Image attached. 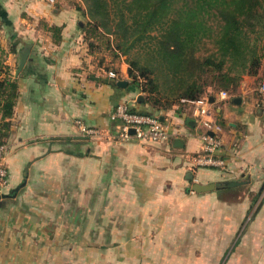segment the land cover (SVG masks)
<instances>
[{"label": "crops", "instance_id": "obj_1", "mask_svg": "<svg viewBox=\"0 0 264 264\" xmlns=\"http://www.w3.org/2000/svg\"><path fill=\"white\" fill-rule=\"evenodd\" d=\"M51 2L0 0L8 22L0 27V48L8 51L9 40L4 66L18 86L5 140L10 187L0 200V264H50L57 252L76 259L88 242L87 255L96 261L121 262L133 243L157 237L181 218L200 225L205 238H238L235 257L242 264H264V96L257 77L245 76L230 99L215 104L226 168H196L192 158L203 143L192 108L153 112L126 62L100 65L78 13L54 8L51 15ZM41 22L62 27L60 43ZM121 103L159 117L169 140H119L111 114ZM77 120L103 136H81ZM196 185L215 189L198 193Z\"/></svg>", "mask_w": 264, "mask_h": 264}, {"label": "trees", "instance_id": "obj_2", "mask_svg": "<svg viewBox=\"0 0 264 264\" xmlns=\"http://www.w3.org/2000/svg\"><path fill=\"white\" fill-rule=\"evenodd\" d=\"M82 1L90 20L83 28L90 50L103 55L97 40L113 37L114 42L107 39V48L118 53H112L114 58L128 57L129 77L145 94L143 104L155 113L172 109L182 99L200 98L214 83L234 94L244 76H257L262 68L264 0ZM0 17L7 26L4 11L0 10ZM43 26L55 43L61 42L62 27ZM207 44L215 51L199 55ZM135 50L141 54L133 57ZM106 57H99L100 65L107 63ZM2 68H6L4 61L0 64V142L5 143L18 86L8 67L1 75Z\"/></svg>", "mask_w": 264, "mask_h": 264}, {"label": "rangeland", "instance_id": "obj_3", "mask_svg": "<svg viewBox=\"0 0 264 264\" xmlns=\"http://www.w3.org/2000/svg\"><path fill=\"white\" fill-rule=\"evenodd\" d=\"M51 8L50 13L51 15L54 14L53 10L56 9H63L68 12H77L78 13V20L80 23H83V26L79 25L80 27H88L89 26V18L85 15V5L82 0H51ZM78 10V8H80ZM2 23V22H1ZM42 23V22H41ZM42 25V24H41ZM3 27L4 24H0V27ZM45 28V27H44ZM4 34L0 33V44L1 40L3 39ZM9 38V37H8ZM7 38V39H8ZM107 39L110 38L112 42H114L113 37H106ZM97 39V38H95ZM107 39H98L97 42L100 45H103L102 54L99 55L100 58L102 56H107L106 60H114L115 64H119L122 62H128V57L120 56L117 57L114 54H118L112 49L107 48ZM6 42V48L8 51L4 50L3 52L0 51V64L2 61H5L6 57L11 51V47L9 44V40ZM1 50V49H0ZM215 51L211 44H207L203 46L202 50L200 51L199 55H207L209 52ZM137 54H141V52H137L136 50L133 51L131 56L135 57ZM17 58L20 59V54H16ZM115 65V66H116ZM129 66V65H128ZM264 72V61L260 73ZM259 73V75H260ZM256 79V85L258 86L260 82L263 80L264 77L260 79L258 76ZM245 77V76H244ZM243 77V79H244ZM251 77V76H250ZM212 87H216V84H212ZM217 88V87H216ZM181 100L177 102L175 105H179ZM174 107V106H173ZM172 107V108H173ZM261 199L259 200V202ZM166 229V230H165ZM160 228V232L157 237L154 236H147V241L138 244L133 243L130 248V253L126 259L123 261H117L115 259H98L96 261L95 258L90 257L89 252L86 246H89L90 243H84V252L80 258L72 259V258H65L63 254L60 255L58 252L55 253L54 259L50 260V264H242V261L237 259L235 256L238 253L239 244H237L238 238H225L224 241H219L218 236H209L207 238L204 237L203 229L200 225L197 226L195 223L191 225L185 219L181 218L178 226H171L168 228ZM216 228L214 229V231ZM213 231V229H212ZM67 254V253H66ZM60 256V257H59ZM34 264H48V260L43 259H35L33 260Z\"/></svg>", "mask_w": 264, "mask_h": 264}, {"label": "built area", "instance_id": "obj_4", "mask_svg": "<svg viewBox=\"0 0 264 264\" xmlns=\"http://www.w3.org/2000/svg\"><path fill=\"white\" fill-rule=\"evenodd\" d=\"M109 76L114 79L113 72ZM258 92L264 96V78L260 82ZM231 98L230 92L216 87L208 86L203 95L198 99H182L177 108L191 107L198 119L201 133L200 140L203 143L202 152L192 158L193 165L201 169L223 170L226 161L219 156L223 147V139L220 135L221 127L215 119V104L218 101H226ZM129 103L119 104L111 119L119 123L118 139L123 142L139 141L145 143H165L170 138L169 126L164 124L159 117L137 113L132 110ZM78 132L83 137L99 138L103 136L102 130L86 125L82 120L76 121ZM132 130L135 133H132ZM8 150L6 143L0 142V196H4L10 187L9 172L5 163Z\"/></svg>", "mask_w": 264, "mask_h": 264}, {"label": "water", "instance_id": "obj_5", "mask_svg": "<svg viewBox=\"0 0 264 264\" xmlns=\"http://www.w3.org/2000/svg\"><path fill=\"white\" fill-rule=\"evenodd\" d=\"M81 26H83V23L81 22L80 23ZM28 53H29V50L27 49L22 55H21V59H20V64H19V71L23 68L25 62H26V59L28 57ZM128 82L126 81H120L118 83L119 86H126ZM140 101H143V98L141 97L140 98ZM132 133H135L134 130H132ZM227 186L228 187H236L237 186V183H227ZM212 189H215V186H202V185H196L194 187V191L198 192V193H201V192H206V191H209V190H212ZM6 196H0V199L2 198H5Z\"/></svg>", "mask_w": 264, "mask_h": 264}]
</instances>
